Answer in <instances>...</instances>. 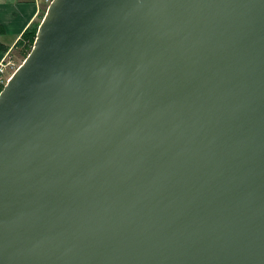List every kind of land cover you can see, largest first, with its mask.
I'll return each instance as SVG.
<instances>
[{
	"label": "water",
	"instance_id": "1",
	"mask_svg": "<svg viewBox=\"0 0 264 264\" xmlns=\"http://www.w3.org/2000/svg\"><path fill=\"white\" fill-rule=\"evenodd\" d=\"M0 264H264V0H53L0 94Z\"/></svg>",
	"mask_w": 264,
	"mask_h": 264
},
{
	"label": "crops",
	"instance_id": "2",
	"mask_svg": "<svg viewBox=\"0 0 264 264\" xmlns=\"http://www.w3.org/2000/svg\"><path fill=\"white\" fill-rule=\"evenodd\" d=\"M43 6L35 0H0V25L5 30L0 44L13 49L24 33L38 24L44 14ZM4 55L0 53V60Z\"/></svg>",
	"mask_w": 264,
	"mask_h": 264
},
{
	"label": "rangeland",
	"instance_id": "3",
	"mask_svg": "<svg viewBox=\"0 0 264 264\" xmlns=\"http://www.w3.org/2000/svg\"><path fill=\"white\" fill-rule=\"evenodd\" d=\"M35 3L38 4V5H42L41 2H37L36 0H35ZM43 5H44V6H43L42 10L44 11V14H46V13H47V12H46L47 7H46L45 4H43ZM44 14H43V15H44ZM43 15L41 16L40 21L42 20ZM40 21H38V24H39V25H40L41 22H42V21H41V22H40ZM0 33H1V34L5 33V30H4V29L0 30ZM22 38H23V36H22L21 39L18 41V43H20V42L22 41ZM18 43H17V45H18ZM17 45L14 46L13 49L8 50V51L6 52V54H5V55L1 58V60H0V65L8 66L7 71H9V70L11 69V71L8 72V74L6 75V78H9V77L11 78V77L14 75V73L16 72V70H17L19 67H21V65L24 63V61H25V59H26V55H23V49H22V47H17ZM33 46H34V45H33ZM13 63H14V67L11 68V65H12Z\"/></svg>",
	"mask_w": 264,
	"mask_h": 264
},
{
	"label": "trees",
	"instance_id": "4",
	"mask_svg": "<svg viewBox=\"0 0 264 264\" xmlns=\"http://www.w3.org/2000/svg\"><path fill=\"white\" fill-rule=\"evenodd\" d=\"M38 27H39V24H37L34 28L27 30L24 33V35H23L22 41L20 43H18V45H17V47H22V49H23V55H26V58L30 54V52H31V50L33 48V45L35 43L36 36H37V31H38ZM2 29L3 28L0 25V30H2ZM3 34L0 33V35H3ZM8 49L9 48H7L6 46H3L2 44H0V53L6 54V52L8 51Z\"/></svg>",
	"mask_w": 264,
	"mask_h": 264
},
{
	"label": "built area",
	"instance_id": "5",
	"mask_svg": "<svg viewBox=\"0 0 264 264\" xmlns=\"http://www.w3.org/2000/svg\"><path fill=\"white\" fill-rule=\"evenodd\" d=\"M36 1L41 2L42 4H45L47 7L52 2V0H36ZM13 67H14V63L11 65V68ZM7 68L8 66L0 65V93L2 92V90L4 89L8 81L10 80V77L6 78V75L8 74V72L11 71V69L7 71Z\"/></svg>",
	"mask_w": 264,
	"mask_h": 264
}]
</instances>
